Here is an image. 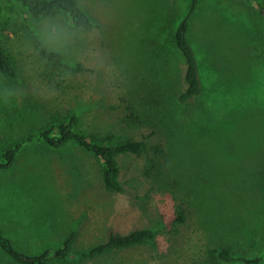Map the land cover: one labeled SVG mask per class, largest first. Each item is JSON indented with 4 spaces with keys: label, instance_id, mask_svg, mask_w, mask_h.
<instances>
[{
    "label": "rangeland",
    "instance_id": "obj_1",
    "mask_svg": "<svg viewBox=\"0 0 264 264\" xmlns=\"http://www.w3.org/2000/svg\"><path fill=\"white\" fill-rule=\"evenodd\" d=\"M190 0H80L94 27L66 16L32 21L43 41L56 24L69 34L53 66L28 41L10 0H0V46L17 78L0 73V231L26 255L62 247L48 264H264V17L250 0H199L189 38L203 92L178 102L185 62L173 31ZM78 117L88 138L145 140L162 148L116 157L123 193L104 187L98 158L36 137ZM0 159V161H1ZM151 228L144 244L82 255L110 233ZM227 251L234 261L225 262ZM0 264H18L0 248ZM252 264V263H251Z\"/></svg>",
    "mask_w": 264,
    "mask_h": 264
},
{
    "label": "trees",
    "instance_id": "obj_2",
    "mask_svg": "<svg viewBox=\"0 0 264 264\" xmlns=\"http://www.w3.org/2000/svg\"><path fill=\"white\" fill-rule=\"evenodd\" d=\"M16 11L21 28L28 41L35 47L39 56L53 66L63 62L61 53L50 49L36 35L32 28V21L46 17L66 16L72 26L80 31H89L94 27V22L89 13L84 9L80 0H10ZM199 0H190L185 15L178 21L173 31V39L176 48L185 62V89L179 94L178 102L185 103L192 98H197L203 92V82L200 73V65L195 50L189 38L190 20L196 11ZM256 7L258 13L264 17V0H250ZM0 73L10 78H17V72L9 54L0 46ZM78 117L71 114L66 121L50 123L43 128L36 139L53 149H63L70 143L79 145L85 151L99 159L102 165V178L104 187L110 191L123 193L125 188L120 180V171L116 157L123 154L135 156L147 155L149 150L153 151V157L149 158L152 169H160V158L164 156L162 148L150 146L145 140L108 138H88L77 129ZM20 144L6 149L2 154L0 168H10L15 160ZM155 232L151 228H143L130 231L126 235L110 233L107 240L90 251L84 253L83 257L102 254L114 248H127L151 241ZM75 238L72 230L64 239L62 247L55 251H44L39 255H26L17 251L10 239L0 231V248L13 261L18 264H48L51 260L66 259L71 253ZM219 257L225 262L234 259L227 251L219 252ZM260 258L246 260L247 263L258 264Z\"/></svg>",
    "mask_w": 264,
    "mask_h": 264
},
{
    "label": "clouds",
    "instance_id": "obj_3",
    "mask_svg": "<svg viewBox=\"0 0 264 264\" xmlns=\"http://www.w3.org/2000/svg\"><path fill=\"white\" fill-rule=\"evenodd\" d=\"M69 34L56 24H48L44 29L43 43L62 47L68 39Z\"/></svg>",
    "mask_w": 264,
    "mask_h": 264
}]
</instances>
